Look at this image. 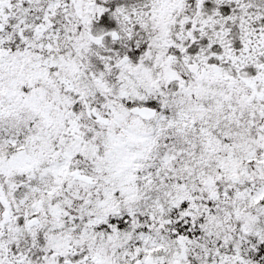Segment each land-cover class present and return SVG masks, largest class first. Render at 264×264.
Segmentation results:
<instances>
[{
    "label": "snow or ice",
    "instance_id": "obj_1",
    "mask_svg": "<svg viewBox=\"0 0 264 264\" xmlns=\"http://www.w3.org/2000/svg\"><path fill=\"white\" fill-rule=\"evenodd\" d=\"M0 264H264V0H0Z\"/></svg>",
    "mask_w": 264,
    "mask_h": 264
}]
</instances>
